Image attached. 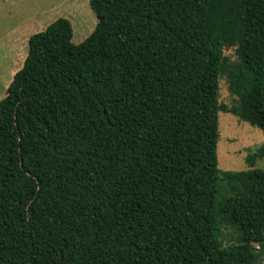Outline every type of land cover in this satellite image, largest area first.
Returning a JSON list of instances; mask_svg holds the SVG:
<instances>
[{
	"label": "trees",
	"instance_id": "obj_1",
	"mask_svg": "<svg viewBox=\"0 0 264 264\" xmlns=\"http://www.w3.org/2000/svg\"><path fill=\"white\" fill-rule=\"evenodd\" d=\"M88 3L93 30L31 34L0 99V264H264V170L216 154L221 110L264 133V0Z\"/></svg>",
	"mask_w": 264,
	"mask_h": 264
},
{
	"label": "rangeland",
	"instance_id": "obj_2",
	"mask_svg": "<svg viewBox=\"0 0 264 264\" xmlns=\"http://www.w3.org/2000/svg\"><path fill=\"white\" fill-rule=\"evenodd\" d=\"M89 0H0V99L13 74L22 66L27 53L28 37L43 30L58 17L67 18L72 27L71 41L81 42L94 28L96 18ZM229 66L237 61L236 45L223 47ZM218 101L229 110L236 106V97L228 88L226 73L219 75ZM217 167L220 170H264V155L254 156L250 167L246 157L264 148V133L257 127L227 111L218 113ZM225 231V229H223ZM226 244V241H223ZM263 250L260 262L264 263V241L253 243Z\"/></svg>",
	"mask_w": 264,
	"mask_h": 264
}]
</instances>
